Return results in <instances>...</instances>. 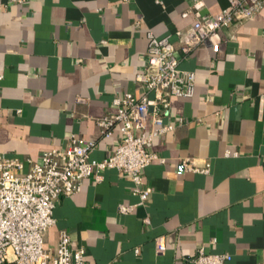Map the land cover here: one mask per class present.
<instances>
[{
    "label": "crops",
    "instance_id": "obj_1",
    "mask_svg": "<svg viewBox=\"0 0 264 264\" xmlns=\"http://www.w3.org/2000/svg\"><path fill=\"white\" fill-rule=\"evenodd\" d=\"M196 1L215 15L228 0H0V156L40 162L65 149L73 135L95 143L103 161L121 143L119 127L104 136L98 119L113 101L141 96L136 82L148 52L147 33L169 36L180 68L196 74L191 98L169 97L165 122L174 130L154 139L157 155L143 172V205L133 183L116 169L85 179L62 196L45 246L61 231L96 264H195L201 247L229 254L226 264H264V6L249 20L222 30L188 57L177 31ZM208 173L192 172L183 161ZM133 206L123 213L120 206ZM166 250L159 252L157 238Z\"/></svg>",
    "mask_w": 264,
    "mask_h": 264
},
{
    "label": "built area",
    "instance_id": "obj_2",
    "mask_svg": "<svg viewBox=\"0 0 264 264\" xmlns=\"http://www.w3.org/2000/svg\"><path fill=\"white\" fill-rule=\"evenodd\" d=\"M15 1V0H13ZM203 3L196 1L184 13H192L196 20L187 31H177L179 50L188 57L199 45L209 42L215 52L220 51L224 38L222 30L236 22L252 19L264 6V0H228V7L215 15H202ZM148 52L143 70L136 82L144 89L141 96L126 93L114 99L115 113L98 119L104 136L119 127L121 143L110 158L98 161L90 158L95 143L74 135L65 149L44 152L40 162H26L16 157L0 156V264H96L87 259L84 248L75 249L70 236L61 231L55 250L46 248L45 236L54 226V209L62 196L80 191L85 179H102L106 169H116L133 183V194L143 205L151 194L142 188L144 170L157 159L150 152L154 139L174 130L165 122L170 107L169 97L191 98L195 92L196 74L180 68L181 58L169 36L157 37L147 33ZM1 78V77H0ZM185 167L192 172L208 173L210 164L203 167L185 159ZM133 206H120L123 213ZM159 252L166 250L163 239L157 238ZM229 254L207 253L201 247L195 264H226Z\"/></svg>",
    "mask_w": 264,
    "mask_h": 264
}]
</instances>
